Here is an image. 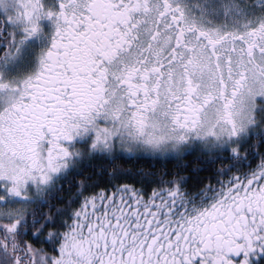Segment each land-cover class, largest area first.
<instances>
[{"label": "snow or ice", "instance_id": "1", "mask_svg": "<svg viewBox=\"0 0 264 264\" xmlns=\"http://www.w3.org/2000/svg\"><path fill=\"white\" fill-rule=\"evenodd\" d=\"M0 264H264V0H0Z\"/></svg>", "mask_w": 264, "mask_h": 264}]
</instances>
